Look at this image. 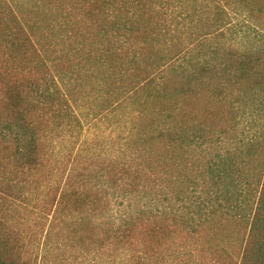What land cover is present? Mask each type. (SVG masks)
<instances>
[{"label":"trees","instance_id":"trees-1","mask_svg":"<svg viewBox=\"0 0 264 264\" xmlns=\"http://www.w3.org/2000/svg\"><path fill=\"white\" fill-rule=\"evenodd\" d=\"M184 1L0 0V264H264V0Z\"/></svg>","mask_w":264,"mask_h":264},{"label":"rangeland","instance_id":"rangeland-1","mask_svg":"<svg viewBox=\"0 0 264 264\" xmlns=\"http://www.w3.org/2000/svg\"><path fill=\"white\" fill-rule=\"evenodd\" d=\"M202 5L205 7L207 6V9H211L210 12V21L208 24H212V4L205 3L204 0ZM197 3V2H196ZM201 5L200 0H198V3L195 4V1L192 0L191 3H186L185 1L181 3L182 8L180 7V10H182L183 13L191 12L195 6L199 7ZM184 18V17H182ZM188 19H181L177 23L180 24L178 28H175L174 26L171 27V31L169 32L170 35L168 36V40H170L172 43H168L166 45L165 49H182V51H186V49L189 50V56H197V55H204L208 52V45H212V25L210 24V27L205 25L201 26L200 23H190L188 22ZM231 26L229 27L232 31H226L225 34V42H234L237 44L240 42H244L245 39H243L241 36H236L234 32L235 30H240V32H244L248 30L245 24V19L242 16L238 17H232L231 19ZM207 24V23H206ZM234 29V30H233ZM209 31L210 36L209 40L200 42L195 41V37L197 35H200L202 33H205ZM195 34H197L195 36ZM188 51V50H187ZM102 98L100 97L96 103H93L92 106H98L102 103ZM125 103L123 106L116 105L113 107V110L109 112V114L105 117H102L103 119H97L95 122H93L90 127V132L86 134L85 128L83 131V137H85V134L88 138H91L93 136V133L98 134L101 136L107 137L109 140L124 136L126 132H128L130 123L129 120V114L130 112L136 107L135 104L132 103ZM95 124V125H94ZM255 127H264V123L261 121L258 122V124ZM69 143V138L66 137L64 141L60 142L61 145H66ZM88 264V262L84 263ZM93 264V263H92ZM95 264V263H94ZM98 264V263H96Z\"/></svg>","mask_w":264,"mask_h":264}]
</instances>
